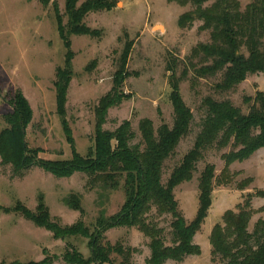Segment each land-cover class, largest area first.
I'll return each instance as SVG.
<instances>
[{
	"label": "rangeland",
	"instance_id": "obj_1",
	"mask_svg": "<svg viewBox=\"0 0 264 264\" xmlns=\"http://www.w3.org/2000/svg\"><path fill=\"white\" fill-rule=\"evenodd\" d=\"M85 1L77 0L76 8ZM237 1L244 10L252 0ZM65 4L66 0H52L44 7L36 0H0V87L3 95L17 90L27 100L32 117L25 140L28 148L38 150V160L72 158V147L67 142L63 121L77 154L85 157L94 147V109L100 98L112 88L126 45H131L125 67L128 76L122 84L127 99L108 111L103 129L114 131L122 122L129 121L136 133L135 142H138V123L142 119L150 120L155 130L162 124L172 127L174 115L170 102V73L167 71L172 62L176 64V78H181L182 100L193 114L189 135L181 140L175 154L164 164L163 183L193 147L203 117L200 108L203 98L227 99L242 114H247L256 93L264 92V74L248 76L234 90L221 95L214 91L219 77L195 78L194 71L186 65L187 58L197 44L209 42V32L199 31L201 23L198 21L190 28L178 27L179 17L192 9L190 5L181 7L168 0H116L110 11L89 13L84 17L83 24L94 31V35H67L72 52L71 77L66 91L65 113L61 117L57 112L55 83L57 70L65 68L67 49L60 37L57 19L67 34ZM185 67L188 71L182 76ZM10 111L0 97V132L7 127L3 116ZM230 151L231 146L206 150L191 181L174 190L179 211L186 222L192 221L197 211L201 172L206 165H213L218 177L224 167L222 155ZM12 169L11 165L2 166L0 163V264L39 263L46 257L51 264H66L62 260L66 244L85 258L90 256L87 238L55 239L50 232L36 227L15 212L16 207L35 212L42 199L50 217L61 226L82 221L91 232L100 213L106 218L114 216L125 202L121 187L106 193L97 188L89 190L86 186L88 177L83 173L56 178L34 166L23 177H18ZM229 171L233 174L232 182L227 186H214L208 216L193 238V243L200 248V255L165 264H220L211 254V230L215 224L221 223L226 211L236 212L247 194L264 191V149L243 162H234ZM246 179L251 182L239 191L238 185ZM70 195L80 197L81 213L64 204L63 200ZM263 205V199L253 198L252 207L256 213L251 218L249 231L263 216L260 212ZM149 218L164 229L168 244L170 216H158L152 210ZM103 241L130 250V264H146L150 257V240L136 228L110 229L105 232ZM111 259L114 264H123L117 254H112Z\"/></svg>",
	"mask_w": 264,
	"mask_h": 264
},
{
	"label": "trees",
	"instance_id": "obj_2",
	"mask_svg": "<svg viewBox=\"0 0 264 264\" xmlns=\"http://www.w3.org/2000/svg\"><path fill=\"white\" fill-rule=\"evenodd\" d=\"M32 1V0H28ZM48 6L52 0H36ZM116 0H87L76 8L77 0H66L68 32L64 33L59 19V34L67 49L65 68L57 70L55 83L57 112L63 117L66 91L71 77L70 63L72 52L67 35L92 36L94 31L83 24L89 13L110 11ZM181 7L191 6L178 19V27L186 29L193 23H201L199 31L209 32V42L199 43L187 58V67L194 71L196 79L219 77L214 91L224 94L234 90L248 76L264 74V0H252L244 10L237 0H168ZM131 45H126L115 72L113 86L98 101L95 113L94 147L85 157L76 153L69 129L64 125L67 142L72 147L70 160H38V150L28 148L25 136L32 113L27 100L19 91H10L0 97L11 109L3 118L7 124L0 132L1 165H11L15 176L23 177L31 167H39L56 178H69L75 173L88 177L89 190L100 189L102 193L112 192L120 187L125 195L121 211L109 218L100 213L93 230L77 221L70 226H61L49 215L42 199L35 212L22 207L15 208L22 217L36 227L50 232L55 239L83 237L89 240L90 256L85 258L74 247L66 244L62 260L66 264H114L112 254L130 264L131 251L121 246L104 244V234L110 229L136 228L149 242L150 257L146 264H165L167 261L182 262L189 256H199L200 248L193 243L194 236L201 230L212 204L211 194L214 186H227L233 174L229 167L234 162H243L255 152L264 149V92H257L247 114L234 107L227 99H202L200 108L203 117L193 147L174 167L165 183L162 182L165 162L174 154L177 146L186 138L191 129L193 114L180 95L181 78H176V64L168 65L171 88L170 102L173 108L172 127L162 124L156 130L148 119L138 123L140 140L135 142L136 133L129 121L122 122L114 131L103 129L108 111L118 107L127 96L122 84L128 76L126 64ZM182 76L188 69L185 67ZM231 146L232 151L222 155L224 167L218 177L213 165H206L198 179V207L195 217L185 221L174 197L179 185L191 181L198 162L206 150L216 147L221 150ZM250 179L243 180L238 190L243 191ZM253 198L264 200V191L247 194L237 211H226L221 223L213 226L209 243L213 259L220 264H264V205L262 217L249 231L251 218L256 213L252 207ZM73 211L82 212L80 197L70 195L63 200ZM155 210L158 216H170L169 243L165 231L149 215ZM12 264H21L14 262ZM51 264L49 258L39 263Z\"/></svg>",
	"mask_w": 264,
	"mask_h": 264
}]
</instances>
